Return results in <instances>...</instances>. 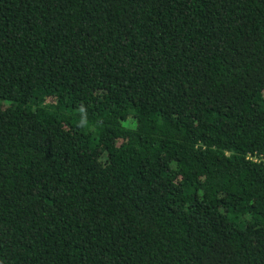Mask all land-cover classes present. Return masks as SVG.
Listing matches in <instances>:
<instances>
[{
    "label": "trees",
    "instance_id": "trees-1",
    "mask_svg": "<svg viewBox=\"0 0 264 264\" xmlns=\"http://www.w3.org/2000/svg\"><path fill=\"white\" fill-rule=\"evenodd\" d=\"M0 264H264V0H0Z\"/></svg>",
    "mask_w": 264,
    "mask_h": 264
}]
</instances>
